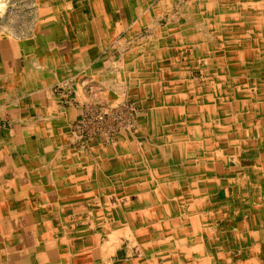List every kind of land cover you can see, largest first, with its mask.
<instances>
[{
	"label": "crops",
	"instance_id": "crops-1",
	"mask_svg": "<svg viewBox=\"0 0 264 264\" xmlns=\"http://www.w3.org/2000/svg\"><path fill=\"white\" fill-rule=\"evenodd\" d=\"M40 3L0 25V264H264V103L218 95L262 53L264 0ZM98 99L136 100L137 130L76 150Z\"/></svg>",
	"mask_w": 264,
	"mask_h": 264
},
{
	"label": "rangeland",
	"instance_id": "rangeland-1",
	"mask_svg": "<svg viewBox=\"0 0 264 264\" xmlns=\"http://www.w3.org/2000/svg\"><path fill=\"white\" fill-rule=\"evenodd\" d=\"M40 6H41L40 0H10L8 2L9 12L6 16L7 17L6 20H9L11 18L13 20V22H16L18 25L19 24L28 25L29 27L33 26L34 24L38 25L39 22H37V20L41 15L39 13V7ZM2 19L5 20L3 17L0 16V25H1ZM254 48L259 49L260 51H262V53L260 56L258 55L257 59H254V57H253V58L249 59V61H247V64L249 65V67L252 68V70L251 69H249V70L245 69V71H244L243 69H240L237 72V73H239L240 77H238L237 79L232 78L233 73L229 74L227 77V82L224 85V89L226 88V86L231 87V88H232V86L233 87L237 86L238 91L236 93L228 92V93H222V94L219 93L218 94L220 96L224 95L223 97H225L227 101L231 100L233 102V100H234L236 102L240 101L242 103L247 102V101H254L257 103H260V102L264 103V84L260 85L262 88L260 92H258L259 90L256 87V85H258V82L259 83L263 82L262 80L264 79L263 74H261V73H264V52H263L264 51V45H263V40H261L259 43H257V45ZM190 52H191V49L189 48L187 50V53H190ZM248 73H251V74L249 75ZM192 75H193V77H192L193 80L197 82L196 85L204 84V82H205L204 78L205 77H204L203 68L201 66L198 68H194ZM234 81L236 82L235 84H234ZM70 82L71 81H66L64 85L60 84L61 87L58 90L67 89V86ZM199 82H201V83H199ZM254 82H256V84H253ZM248 85H250V86L248 87ZM245 89L246 90L251 89L252 94L251 95L246 94V92L243 91ZM89 90L91 92H93L94 95H97L98 90L94 86H90ZM214 95H217V94H214ZM125 102L133 103L136 107V110L138 111V113H137L138 115L135 114V116H134L135 120H133L132 123L130 125H128L131 127L123 128L119 133H117L112 138V141L104 140L103 136H94V137H92V139L88 140L89 142H91V140H93V139H99L103 142V145L109 146V145H112L113 143H115L117 136L119 137V134L127 135L129 133L130 134L135 133L137 130L138 121L140 119L141 114L144 112V110L138 104V102L136 100H132V99H125L122 102H120L119 104H116V102H112L113 105H110L106 102H101L99 99L96 101L85 102L83 104L81 116L78 120H80L82 118L84 111H86L88 108L90 109V106L96 110L105 111L107 108H112V107L117 108V106H119ZM114 104H116V105H114ZM244 106H247V105H244ZM257 112L259 115L258 118L264 119V108H262V110L259 109ZM75 124H76V122H75ZM88 141L85 142V146L80 147V145L79 146L75 145V141L72 140V146L76 150H85L88 147ZM97 143H99V142H97ZM99 144H101V143H99ZM210 191H211L210 194L212 195V198L213 197L222 198V197L227 196L226 192L223 190H217V189L211 188ZM240 192L242 195L245 194V190L234 191V193H233V194H235L234 198H238V196H242V195H239ZM227 197H229V196H227Z\"/></svg>",
	"mask_w": 264,
	"mask_h": 264
},
{
	"label": "built area",
	"instance_id": "built-area-1",
	"mask_svg": "<svg viewBox=\"0 0 264 264\" xmlns=\"http://www.w3.org/2000/svg\"><path fill=\"white\" fill-rule=\"evenodd\" d=\"M137 113L135 105L129 102L117 108H107L105 111L90 106V109L84 111L82 118L73 125V141L80 147L85 146V142L94 136H103L104 140L112 141L123 128L131 127L128 125L135 120L134 116Z\"/></svg>",
	"mask_w": 264,
	"mask_h": 264
}]
</instances>
